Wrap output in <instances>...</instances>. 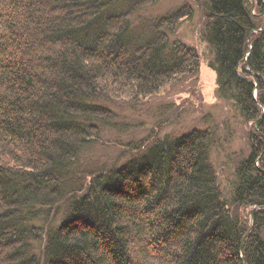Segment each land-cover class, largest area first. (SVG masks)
<instances>
[{
	"label": "trees",
	"instance_id": "16d2710c",
	"mask_svg": "<svg viewBox=\"0 0 264 264\" xmlns=\"http://www.w3.org/2000/svg\"><path fill=\"white\" fill-rule=\"evenodd\" d=\"M156 1L0 0V264H264V0H197L218 93L252 123L229 202L199 128L70 190L77 159L116 120L105 101L199 70L171 38L187 6L138 24Z\"/></svg>",
	"mask_w": 264,
	"mask_h": 264
},
{
	"label": "rangeland",
	"instance_id": "374dc122",
	"mask_svg": "<svg viewBox=\"0 0 264 264\" xmlns=\"http://www.w3.org/2000/svg\"><path fill=\"white\" fill-rule=\"evenodd\" d=\"M183 6L192 13L181 20L171 38L198 52L199 70L149 97L105 101L115 112L116 120L103 127L100 139L89 144L77 159L76 171L68 178L72 194L81 193L98 171L119 168L140 156L154 139L199 128L213 133L212 163L219 186L230 201L237 166L251 150L252 123L245 120L232 99L218 93L217 72L213 66L215 55L205 36L203 6L197 0H157L141 12L138 24L172 14ZM254 11L264 21V12ZM62 216L61 213L59 218ZM39 245L40 242H34L36 250Z\"/></svg>",
	"mask_w": 264,
	"mask_h": 264
}]
</instances>
